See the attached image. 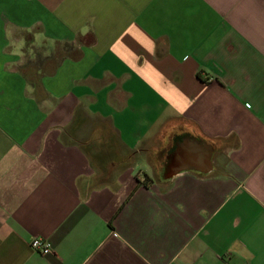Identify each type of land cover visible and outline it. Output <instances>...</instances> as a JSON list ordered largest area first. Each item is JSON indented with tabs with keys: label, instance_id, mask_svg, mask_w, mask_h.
<instances>
[{
	"label": "crops",
	"instance_id": "crops-1",
	"mask_svg": "<svg viewBox=\"0 0 264 264\" xmlns=\"http://www.w3.org/2000/svg\"><path fill=\"white\" fill-rule=\"evenodd\" d=\"M0 264H264V0H0Z\"/></svg>",
	"mask_w": 264,
	"mask_h": 264
},
{
	"label": "clouds",
	"instance_id": "clouds-1",
	"mask_svg": "<svg viewBox=\"0 0 264 264\" xmlns=\"http://www.w3.org/2000/svg\"><path fill=\"white\" fill-rule=\"evenodd\" d=\"M28 31H31L29 28ZM83 32L87 31V28L82 29ZM5 35L7 36V43L10 46L9 55L12 57H17L19 61L22 63L26 56V52L23 51L25 49V39L21 37L20 39H14L11 29H7L5 31ZM43 48V55L47 56L51 54V52L55 48V39L47 36L44 32H36L34 33V38L32 41V45L27 48V56L31 59H35L36 53L34 49ZM29 91L31 89L29 88Z\"/></svg>",
	"mask_w": 264,
	"mask_h": 264
},
{
	"label": "built area",
	"instance_id": "built-area-1",
	"mask_svg": "<svg viewBox=\"0 0 264 264\" xmlns=\"http://www.w3.org/2000/svg\"><path fill=\"white\" fill-rule=\"evenodd\" d=\"M30 247L32 250L39 251L41 254H47L50 252V244L43 238H33L30 241Z\"/></svg>",
	"mask_w": 264,
	"mask_h": 264
}]
</instances>
